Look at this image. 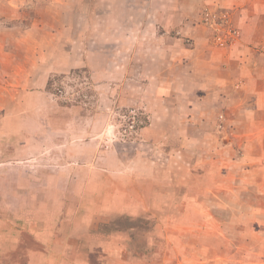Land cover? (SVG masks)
Masks as SVG:
<instances>
[{
  "label": "rangeland",
  "instance_id": "rangeland-1",
  "mask_svg": "<svg viewBox=\"0 0 264 264\" xmlns=\"http://www.w3.org/2000/svg\"><path fill=\"white\" fill-rule=\"evenodd\" d=\"M241 70L247 74L232 79ZM40 88L75 106L76 118L95 114L111 122L73 123L86 133L70 143L89 139L93 128L104 135L106 125L111 134L108 142L96 138L100 170L91 186L78 167L88 169L89 161L68 157L73 169L50 176L46 202L59 203L57 210L10 206L8 182L0 183V219L10 220L0 221V242L8 228L23 229L15 216L27 215L51 233L48 255L33 264H264V0H0L2 157L13 145L23 153L26 136L41 137L31 123L13 129L3 123L10 95L18 100ZM159 88L175 102L154 127ZM209 89L219 95L242 89L247 106L239 94L219 104L208 95L195 107L197 123L186 120L194 93ZM11 117L24 122L27 114ZM9 136L13 145L5 142ZM137 154L143 171L136 175ZM20 160L13 165L23 168ZM20 171L13 179L25 178ZM39 198L33 194L36 204ZM17 201H25L19 192ZM9 251L0 264H24L21 250Z\"/></svg>",
  "mask_w": 264,
  "mask_h": 264
},
{
  "label": "crops",
  "instance_id": "crops-1",
  "mask_svg": "<svg viewBox=\"0 0 264 264\" xmlns=\"http://www.w3.org/2000/svg\"><path fill=\"white\" fill-rule=\"evenodd\" d=\"M225 60L226 62H230L231 54H227ZM239 62H240L239 64H242V67L243 65H245L241 60ZM221 73L222 71L220 70L218 74H221ZM246 74H247L246 72L241 70L240 73L238 72L237 74L233 75L232 79H234L236 75L244 76ZM225 76L229 77V74L227 73V75ZM247 76H249V74ZM220 77H222V75ZM253 77H254V74H253ZM214 79H219V76H216ZM240 90L238 94L241 98V101L239 103L241 104L242 107L243 106L246 107L247 106L246 102H247V98L249 97V94L248 92L247 94L244 93L242 89ZM164 94H165V91L163 88H159L155 92H153V95L155 97L154 100H156L154 101V104L159 109L158 110L159 112L152 108V117L149 119V123H151V126L153 125V123H155L154 125L155 127L156 123H158V121L161 120L163 116H166V113H165L166 111L168 115H171V113L173 112L172 107L174 106L173 103L175 102L173 99L174 96L172 95V93H169V94L167 93L165 95ZM238 94H235V93L225 94L224 93L222 95H219V94L213 93V91L210 89L208 91H203V90L197 91L196 93H194L192 102L189 103L190 105H187V109L189 110L188 111L189 115H186L184 118H186V120L192 123H197V120H195L196 117L194 115L195 107L196 105H199L200 107L201 105L205 104L208 98V95H214L215 99L216 98L219 99L220 100L218 101V104H219V103H223V101L224 103L225 102L234 103L236 100V96ZM254 94L255 95H250V97L254 99V101L250 104L256 107L258 106L260 102L261 92H256ZM23 95L24 96L18 100H17V97H15L16 93H14L13 95H10L11 97L9 99V106L7 108L8 110H5L6 113L7 111L9 112L10 116H8V118H6L3 123H7L6 125L8 126L9 129L15 128L16 126L15 123H31L29 125V128L30 129H34V128L37 129L38 127L41 128L40 133L42 135H40L41 137L37 139L34 138L32 140L28 139L29 136H26L27 138L25 141V144H26L25 146L27 149L23 153L21 151H18L21 147L16 149V146L13 145L14 144L13 137L9 136L8 138L5 139L6 143L12 144L14 146V149L11 152H9L7 156H3V157L1 156V154L3 155L4 153H1L0 151V157H1L0 160L2 158H5V159L8 158L9 160H11V162H9L8 164L10 165V167H6L5 166L6 164L0 163V178L4 177L3 179L0 180V183L4 181V184H6L8 182L7 184L9 188L8 189L9 195L7 197L9 201L12 202V205L10 206L14 205L17 208L18 207L21 208L24 206V208H27V209L28 208L33 209L34 207H37V206L40 207V209H44L49 206L50 208L52 207V209L57 210L59 203L46 202L49 200L48 198L49 192H52L49 189V185L50 183L55 182V180L53 182V180L50 179V176L56 177L59 174H61L59 173L60 170L65 171V170L72 168L70 167L72 166L71 164H67L68 163L67 160H69L68 157L77 162L82 161L85 163L89 161L88 169L84 167L82 164L81 166H78V167L82 168L81 170H85L87 172L86 173L87 179L84 178L83 176V178L81 179L82 182L86 181V185L88 183V186H91L90 183L93 180L92 176L96 175L100 170L98 167H95L96 163H98L95 161L96 157H94L96 156L95 154V147L97 143L96 138L101 136L100 138L102 142L103 141L108 142L109 136L111 134V128H112L111 125L104 126V129H103L104 135H100L99 133L96 132V129L93 128V133H89L88 135L90 136L89 139L83 140V142H80V143L75 142V141L70 143V138L75 139L79 137V134L86 133L85 128L82 129L84 131H81V129H77V128L73 129L72 124L73 123H111V122L107 121L106 118L102 119L101 117L94 116L95 114H92L93 117L86 115L82 118L81 117L76 118L74 113L71 112V110L72 111L75 110V106H71V107L68 106L69 107L68 108L62 105L60 102L57 101V99L53 98L50 93L46 92V90L42 88H40L39 90L25 92ZM186 95L187 94H185V96ZM205 97H206V100H205ZM166 105L168 108H166ZM20 110L25 111L27 114L26 121L24 122H20L11 117L12 112L20 111ZM225 113H226L227 119L229 120L234 119L232 118L234 116H232L231 113L229 114V117L227 116V112ZM205 114L206 113H204V115L203 113H199L197 115L198 119L205 120L204 123H206L207 121V119H205V116H206ZM209 120L213 123L215 122L214 117H212ZM65 123L67 125L70 124V127H72V129L68 128L69 130L66 132L64 130V127L66 125ZM160 127H162V125ZM149 128L150 126L146 129L148 130V134L150 130ZM32 131L35 132V130H32ZM69 133L71 136H68ZM141 136L143 137V141L146 142L147 134H145V131L143 132V134H141ZM29 144L31 145L40 144V146L39 147L33 146L32 149L30 150L28 148ZM70 145L71 146L78 145V146L72 149V148H69ZM81 145L86 146L83 151H85L86 149L87 152L85 153L81 152L83 148H80V149L78 148ZM37 151H39L40 153L39 158H37L36 157L37 155H35ZM78 153L82 155L77 156L76 154ZM105 153L106 152H104L103 154ZM111 153H112V150H110V152H108L107 154H111ZM23 155L25 156L24 158H23ZM19 159H24V160H20V161L25 162V165L23 168L13 165L14 163L16 164ZM36 159H39V163L37 165H34V162H36ZM136 161H137L136 164H134L135 166L134 173L136 172V175H137L143 171L140 165V162H139V161H142L139 154H137ZM64 162L65 164H67L66 167L65 166L63 167ZM106 166H111V165L107 164ZM18 168L19 170H21L20 171L22 174L21 177H25L24 179H18V178L13 179V177H16L17 175ZM64 171H61V172H64ZM106 171L108 172V170ZM111 172L114 173L112 170ZM75 173L78 174L77 171H75ZM37 176L39 177L43 176V178H37ZM35 179H37V181L40 180L39 182L41 183H37V181L34 182ZM17 192H19L20 195L25 200V201H22V203L20 204L18 201L16 202V204H14V201L16 200V197H17ZM34 193L40 194V198H39L40 204H36V202H34V201H37V199L33 201ZM30 209H28V211L32 212ZM15 217H17L18 220H21V223H23V227H22L23 229L19 230V232H17L18 231L17 229H14V233H11L13 228H8L7 239L4 238L0 242V254L3 252L5 254H8L10 252L9 250H13V249L21 250V252H23V255L25 257L24 264H33L35 257H37L38 255L40 257H42L43 255H48L49 248H50L48 241L51 239L50 237L51 233H47V231L46 233H42V231L44 230H42V228H38L37 226L38 224L40 225L41 223H38L37 220H34L33 218L28 217L27 215L26 217H18V216H15ZM1 219L4 221L10 222V220L7 219V217L1 218ZM58 220H57V213H56V217L54 218L53 223L56 222L55 224H57ZM30 222L32 226L28 228L27 224L31 225ZM20 236H23L22 237L23 241L21 240ZM3 240L7 242H4Z\"/></svg>",
  "mask_w": 264,
  "mask_h": 264
},
{
  "label": "built area",
  "instance_id": "built-area-1",
  "mask_svg": "<svg viewBox=\"0 0 264 264\" xmlns=\"http://www.w3.org/2000/svg\"><path fill=\"white\" fill-rule=\"evenodd\" d=\"M132 112V111H131Z\"/></svg>",
  "mask_w": 264,
  "mask_h": 264
}]
</instances>
